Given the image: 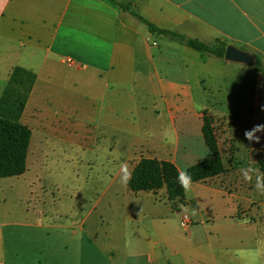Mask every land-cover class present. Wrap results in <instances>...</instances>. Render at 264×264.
<instances>
[{
  "label": "crops",
  "instance_id": "1",
  "mask_svg": "<svg viewBox=\"0 0 264 264\" xmlns=\"http://www.w3.org/2000/svg\"><path fill=\"white\" fill-rule=\"evenodd\" d=\"M133 13L207 45L234 46L260 59L264 68V0H0V98L14 68L34 72L37 79L24 114L36 109L39 121L51 129L66 115L104 122L117 140L112 150L127 151L119 173L141 158L177 163L174 155L189 136L201 142L205 153L198 163L209 159L202 135L205 105L197 104L193 90H223L238 71L254 77V103L264 106V77L252 67L201 55L153 34ZM140 122L142 129L151 124L143 134ZM50 132L43 138L49 139ZM142 194L153 196H137ZM146 204L148 214L155 215L162 205L168 213L149 215L152 231L138 228L132 237L127 229L109 228L104 249L110 258L100 253L103 264H171L165 254L177 249L175 233L166 225L171 205L157 196ZM3 217L0 212V264H91L88 249H82L77 262L75 229L59 234L51 225L42 235L36 232L41 225L4 222ZM238 222L240 232L223 233L217 243L194 248L198 264H264L251 260L259 249L251 250L242 238L251 223L245 218ZM191 227L182 228L190 233Z\"/></svg>",
  "mask_w": 264,
  "mask_h": 264
},
{
  "label": "rangeland",
  "instance_id": "2",
  "mask_svg": "<svg viewBox=\"0 0 264 264\" xmlns=\"http://www.w3.org/2000/svg\"><path fill=\"white\" fill-rule=\"evenodd\" d=\"M254 90V77L238 71L223 90H193L197 104L205 105L202 117L207 111L214 120L226 172L210 182L192 184L191 189L185 191V207L169 203L163 192L153 195L163 204L165 201L171 208L175 206L181 210L173 211L166 218V225L175 233L172 242L177 248L165 253L171 264H198L194 248L217 243L223 233L240 232L243 224L238 220L241 218L252 226L242 238L245 237L251 250L259 249V253L253 252L251 260L264 262V193L255 190V177L245 181L238 170L241 165H251L260 171L259 161L264 159V137L259 142H249L244 136L245 130L264 123V106L254 103ZM58 119L51 129L48 123L39 121L36 109H28L23 115L22 123L32 131L28 171L21 177L0 180L2 221L22 223L29 220L43 227L36 230L42 235L51 225L59 234H70L75 229L77 262L83 257L82 249H88L91 264H103V257L110 258L104 249L110 243L107 239L109 228L127 229L128 237L138 228L150 232L153 228L150 216H166L168 208L162 205L155 215L148 214L150 209L145 206L146 201L153 196L129 192L121 180L123 171L119 173L121 159L127 158L123 153L126 149L112 150L117 140L113 141V131L106 129L104 122L88 123L71 115ZM139 125V133H142L151 124L144 123L143 129L142 122ZM47 131H51L49 139H44ZM184 143L185 140L174 158L179 170L187 172L191 165L205 157V153L199 147L201 142L193 137H188L186 146ZM137 162L126 163L124 168L129 174ZM184 215L193 221L190 233L181 226ZM16 236L20 240V235ZM24 243H27L24 247L30 249L29 243ZM24 257L30 260L27 254Z\"/></svg>",
  "mask_w": 264,
  "mask_h": 264
},
{
  "label": "trees",
  "instance_id": "3",
  "mask_svg": "<svg viewBox=\"0 0 264 264\" xmlns=\"http://www.w3.org/2000/svg\"><path fill=\"white\" fill-rule=\"evenodd\" d=\"M111 1V0H110ZM124 10L130 11L125 5ZM138 17L153 34L165 36L201 55H209L224 60L227 45L218 41L216 45H207L184 35L159 29L142 17ZM252 69L264 77V68L260 59ZM37 76L34 72L16 67L13 69L8 85L0 98V179L21 177L27 172L32 131L22 123V118L34 88ZM202 135L206 147L212 157L187 169L192 184L203 183L223 175L226 167L223 163L218 140L215 135L214 120L203 113ZM260 171L264 173V159L259 161ZM179 169L175 163L156 158H141L134 167L129 181L126 183L133 194L150 193L157 195L165 191L169 203L187 205L185 190L177 181ZM173 211L180 212V207L172 206Z\"/></svg>",
  "mask_w": 264,
  "mask_h": 264
},
{
  "label": "clouds",
  "instance_id": "4",
  "mask_svg": "<svg viewBox=\"0 0 264 264\" xmlns=\"http://www.w3.org/2000/svg\"><path fill=\"white\" fill-rule=\"evenodd\" d=\"M244 136L249 142H259L260 139L264 137V123L256 124L251 129L245 130ZM238 170L245 181H252L253 177H255V190L257 192L264 193V173L260 172L258 168L251 165H241ZM123 173L124 174L121 177V180L123 183H127L130 179V174L127 172L126 168L123 169ZM177 181L181 188L185 191H189L191 189L192 179L187 172H178Z\"/></svg>",
  "mask_w": 264,
  "mask_h": 264
},
{
  "label": "water",
  "instance_id": "5",
  "mask_svg": "<svg viewBox=\"0 0 264 264\" xmlns=\"http://www.w3.org/2000/svg\"><path fill=\"white\" fill-rule=\"evenodd\" d=\"M224 60L230 63L243 64L248 67H253L256 64L254 56L231 45L226 48Z\"/></svg>",
  "mask_w": 264,
  "mask_h": 264
},
{
  "label": "built area",
  "instance_id": "6",
  "mask_svg": "<svg viewBox=\"0 0 264 264\" xmlns=\"http://www.w3.org/2000/svg\"><path fill=\"white\" fill-rule=\"evenodd\" d=\"M68 62H69L70 65H74L73 60H69ZM181 225H182V227L185 230H187V229H189L191 227L192 222H191L190 218L187 215H184L182 217Z\"/></svg>",
  "mask_w": 264,
  "mask_h": 264
}]
</instances>
